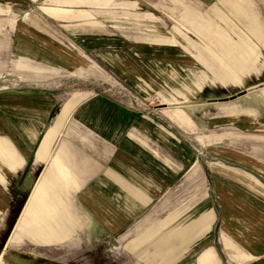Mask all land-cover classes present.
<instances>
[{"label": "crops", "instance_id": "1", "mask_svg": "<svg viewBox=\"0 0 264 264\" xmlns=\"http://www.w3.org/2000/svg\"><path fill=\"white\" fill-rule=\"evenodd\" d=\"M52 1L0 24V264H264L261 120L222 105L220 77L151 60L174 46L135 61L67 27L87 0ZM94 57L136 93L93 90Z\"/></svg>", "mask_w": 264, "mask_h": 264}, {"label": "rangeland", "instance_id": "2", "mask_svg": "<svg viewBox=\"0 0 264 264\" xmlns=\"http://www.w3.org/2000/svg\"><path fill=\"white\" fill-rule=\"evenodd\" d=\"M87 1L67 6L73 12L85 15L72 19L63 18L67 20L65 23H68L69 29L87 24L89 28L91 26L94 35L106 33L110 42L119 38L118 40L125 41L126 51L131 53L129 56L138 62L148 58L141 52L138 53V48L134 45L136 43L140 44L141 49L148 48L145 42L155 43L163 54L171 51V46H174L173 52L177 56L169 58L164 55L169 59L154 57L151 60L176 67L181 64L177 61L183 59L188 63L185 66L189 72H199L216 82L219 81L216 76L220 77V84H217L215 90L222 97V105L226 103L232 106L236 103L237 107L252 109L253 115L261 120L258 124L261 125L259 128L262 132L259 133L264 135V0ZM17 2L18 0H0V8L5 10L0 12V24L4 29L24 14L30 13L36 19L39 16H53L44 7L59 5L52 0H24V5H18ZM85 12L91 15L87 17ZM61 24L63 23L56 22L57 27L62 29V34L71 37V31ZM138 32H142V40L134 37ZM129 49L136 50L138 54H133ZM109 52L115 53L116 50L109 48ZM94 61V64H98L97 70L100 71L102 67L108 79L102 81L94 76L93 90L121 95L136 93L111 68H106L95 57ZM213 62L219 66V70H213L215 74L207 67L214 65ZM10 86L12 85L0 84L3 89ZM72 89L73 86L68 88L69 93H72ZM243 91L247 93L245 96L238 95ZM227 120L236 119L228 117ZM227 120L222 119V123ZM2 260L3 257H0V261ZM73 263L80 264L76 261ZM97 263L100 264L99 261ZM158 263L155 261V264Z\"/></svg>", "mask_w": 264, "mask_h": 264}, {"label": "water", "instance_id": "3", "mask_svg": "<svg viewBox=\"0 0 264 264\" xmlns=\"http://www.w3.org/2000/svg\"><path fill=\"white\" fill-rule=\"evenodd\" d=\"M242 94H245V92L243 91V92H240L238 95H242Z\"/></svg>", "mask_w": 264, "mask_h": 264}]
</instances>
